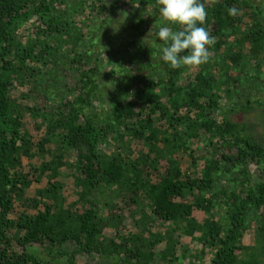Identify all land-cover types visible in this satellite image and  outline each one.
<instances>
[{
    "label": "trees",
    "instance_id": "16d2710c",
    "mask_svg": "<svg viewBox=\"0 0 264 264\" xmlns=\"http://www.w3.org/2000/svg\"><path fill=\"white\" fill-rule=\"evenodd\" d=\"M130 1L179 29L163 21L156 0ZM85 2L89 13L98 10L89 0L72 8L69 0H0V264H174L183 252L177 225L192 233L196 213L214 203L225 208L226 221L209 218L198 229V241L213 253L210 264H257L244 258L243 238L250 214L264 217V178L255 180L251 168L264 164V133L245 119L256 112L264 123V98L238 91L250 79L246 68L258 76L264 64L261 7L254 0H201L208 15L199 26L215 44L198 67L172 69L160 58L163 42L145 41L142 30L123 45L132 63L140 56L147 62L124 75L134 82H123L124 92L111 101L99 55L79 51L54 80L63 93L55 98L39 88V63L47 56L57 63ZM230 6L239 14L229 16ZM142 25L141 18L133 23ZM201 138L213 147L202 175L192 148ZM25 154L31 160L23 164ZM235 168L238 184L216 191L215 174ZM70 176L81 191L78 202L66 204ZM34 183L41 186L33 196ZM104 188L117 193L109 218L92 198ZM127 220L168 224V231L132 233Z\"/></svg>",
    "mask_w": 264,
    "mask_h": 264
},
{
    "label": "rangeland",
    "instance_id": "374dc122",
    "mask_svg": "<svg viewBox=\"0 0 264 264\" xmlns=\"http://www.w3.org/2000/svg\"><path fill=\"white\" fill-rule=\"evenodd\" d=\"M81 1L82 0H69L71 8L72 5H78ZM106 1L107 3H110V6L107 9H104L102 5H98L99 3L97 2L94 5L90 4L95 1L93 2L92 0H89V4L92 7L95 5L96 7L98 6V10L89 13L90 9L87 7L88 3L85 2V4H87H84L85 7L83 8V11L81 10L73 14L75 29L72 34H69L71 36H66L67 41L65 42V47H62L61 50L56 53L57 63L48 62L49 56L46 58L48 61L44 60L39 63V68L42 71L41 73L39 72L37 83L39 84L40 89H46L49 94L55 98L58 97L59 94H63L59 91L60 89L56 86L54 80L60 76L61 68L66 66V61L69 62L71 59L70 56L75 55L79 51L89 50L88 48H90L91 52L99 55V63L101 64L99 76L100 80L104 82L108 101H111L112 96L119 98L121 92H124L125 81H129V85L133 84L134 80L130 78V75L128 74L126 77L124 75L129 72H136V65L147 61L141 56L139 58L137 57L138 59L134 62V66V63H132L129 58V52H131V50L124 48L123 44L128 39L136 38L142 33H144L143 36L145 41L151 42L152 40L157 39L158 37H156L153 27L155 26L158 28V25H162V21L158 18V15H153L149 7L147 8L146 5L140 10L139 7L133 6L130 0H120L116 5L114 4L117 1ZM254 2L260 6L264 12V0H254ZM104 13L111 14L110 18L112 21L108 23L107 21H104ZM139 18L143 21V27L141 30H138L133 26V23H138ZM76 36L78 37L76 38ZM91 39L96 40L95 44H93L96 46L94 48L92 47L93 45H91ZM129 49L131 48L129 47ZM53 65L55 67H53ZM250 68V66L246 68L248 72H250V79H245L243 81L241 86H244V88L239 89L238 96L243 97V93L252 92L253 96L258 97L259 95L264 98V64L261 66L260 70L257 69L260 72L258 76H256V68H252L251 71ZM107 105L108 104L100 103L99 106L105 108ZM94 106L98 107V105L95 104ZM245 120L256 125L258 131L264 133V123L261 115H258L256 112L251 113ZM207 144L208 142L204 138H201L192 146L194 150L193 155L198 160V172L201 175L205 171V157H210L213 151V147ZM30 160L28 154H25L22 157L23 164H26ZM34 160L35 155L32 156V161ZM71 160H73V157L69 156L68 161L66 162V164H68L64 167L66 168L67 173L72 172L69 168V161ZM190 160L191 159L188 157L187 160H185L186 164H188ZM251 168L255 180L260 179L261 177L264 178V164L261 166H255V164H253ZM238 171L239 169L235 168L232 172L221 171L216 173L214 181L215 190L233 188V186L237 185L241 179V175L238 174ZM73 180L74 178L70 176L69 184L67 183L66 186L65 195L67 198L64 200L66 204L79 201L81 188H79ZM39 186L41 185L36 183L30 185V194L34 196ZM116 196L117 193H114L108 188L97 190L92 196L93 200L101 207L100 211L106 216V218H109L107 216V211L114 203ZM225 212V208L216 203L213 204L211 210H207V213L205 211H198L196 213V224L198 227H195L192 233H189L188 228L185 230L184 226L180 224L177 225L179 229L176 231L175 236L179 243L178 247L183 252L174 264H210L213 253L209 247L207 248V245L204 247V245L198 241L201 237L198 229L202 230L204 227L202 223L209 218L214 219L218 223L224 224L226 221ZM137 217L139 218L140 216ZM125 223L126 228L132 233L143 231L147 234H154L156 232L165 234L168 231V224L156 223L152 227L148 224L145 227L133 223L131 220H127ZM243 243L246 247L243 250L244 258L249 259L254 257L257 264H264V217L255 214L254 212L250 214L246 225ZM30 249L37 251L43 256L46 255L44 246L42 245L33 244Z\"/></svg>",
    "mask_w": 264,
    "mask_h": 264
},
{
    "label": "clouds",
    "instance_id": "9594fccd",
    "mask_svg": "<svg viewBox=\"0 0 264 264\" xmlns=\"http://www.w3.org/2000/svg\"><path fill=\"white\" fill-rule=\"evenodd\" d=\"M159 15L169 25H179L173 30L167 25H158L156 37L163 42L161 59L172 69L198 67L209 62V46L215 44V37L199 25L207 19L205 4L201 0H156ZM139 5H137L138 7ZM229 16H236L235 6L227 7Z\"/></svg>",
    "mask_w": 264,
    "mask_h": 264
}]
</instances>
